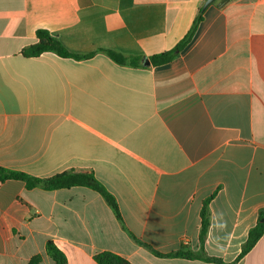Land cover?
<instances>
[{
    "label": "crops",
    "instance_id": "0c3cea01",
    "mask_svg": "<svg viewBox=\"0 0 264 264\" xmlns=\"http://www.w3.org/2000/svg\"><path fill=\"white\" fill-rule=\"evenodd\" d=\"M205 0H0V167L48 178L92 174L126 228L161 254L200 250L236 260L264 211V0H216L181 53L162 66ZM38 30L84 60L28 58ZM101 51L144 57L122 66ZM53 241L68 264L112 252L160 258L123 230L98 192L0 182V264H28ZM238 264H264V235Z\"/></svg>",
    "mask_w": 264,
    "mask_h": 264
},
{
    "label": "trees",
    "instance_id": "16d2710c",
    "mask_svg": "<svg viewBox=\"0 0 264 264\" xmlns=\"http://www.w3.org/2000/svg\"><path fill=\"white\" fill-rule=\"evenodd\" d=\"M206 2V0H205ZM204 5L200 8L194 23L188 34L170 51L149 57L150 65L158 67L172 62L181 51L191 41L199 24L203 21L205 9ZM37 42L23 51V55L28 58L39 57L45 53H54L63 58H72L75 60H84L91 58L96 53L86 55L74 54L67 50L61 40L53 36L46 30H38L36 33ZM104 52L111 60L122 66L141 67L144 57L141 56H125L116 51H101ZM7 180H19L25 183L27 189H42L45 191H54L60 189H70L73 187H87L99 194L105 199L121 227L129 236L140 246L148 249L153 255L160 258H185L191 260H202L214 264H238L251 250L257 245L259 240L264 235V211L260 212L259 219L256 225L250 229L246 242L241 247V252L235 261L226 263L220 258L209 257L205 252V243L209 227L211 224L210 204L215 198L217 192L204 200L201 209V227H200V250L192 252L190 250H179L170 254H161L151 246L141 242L132 233L128 231L123 221L119 205L116 198L100 183L92 174L77 173L74 171H67L56 174L48 178H39L21 171L10 170L0 167V182ZM45 255L49 257L55 264H68L66 255L55 245L53 241H48L45 245ZM43 256H33L28 264H42ZM95 264H132L127 259L112 253L101 252L94 256Z\"/></svg>",
    "mask_w": 264,
    "mask_h": 264
},
{
    "label": "water",
    "instance_id": "95a60500",
    "mask_svg": "<svg viewBox=\"0 0 264 264\" xmlns=\"http://www.w3.org/2000/svg\"><path fill=\"white\" fill-rule=\"evenodd\" d=\"M216 0H206L205 4H204V9H206L209 5H211L212 3H214ZM143 64L145 66H150V61L149 60H146L143 62Z\"/></svg>",
    "mask_w": 264,
    "mask_h": 264
}]
</instances>
